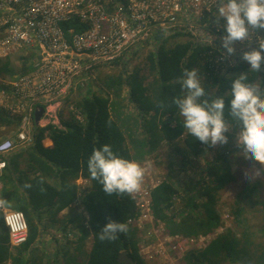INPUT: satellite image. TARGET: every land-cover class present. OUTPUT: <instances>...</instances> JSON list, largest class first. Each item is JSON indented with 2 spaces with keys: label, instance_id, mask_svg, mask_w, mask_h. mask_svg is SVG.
<instances>
[{
  "label": "trees",
  "instance_id": "16d2710c",
  "mask_svg": "<svg viewBox=\"0 0 264 264\" xmlns=\"http://www.w3.org/2000/svg\"><path fill=\"white\" fill-rule=\"evenodd\" d=\"M204 17L209 19L210 24H214L211 13H205ZM71 27L80 30L78 23L64 25L65 30ZM185 37L187 36L183 33L156 34L151 40L154 44L153 50L149 52L144 63L148 67L149 76L142 75L144 68L138 66L130 73L125 70L118 78L107 77L104 88L109 92L108 96L102 95L105 93L102 89L100 93L93 87L85 89L76 99L85 114L84 123L73 120L65 124L64 130L53 126L33 130L29 145L4 158L6 170L2 180L5 184H11L12 189L4 192L2 198L7 206L11 205L24 214L29 227V238L23 246L12 249L0 213V264L9 261L12 264H121L118 256L124 250L133 258V264H148L138 252L136 231L127 230L126 233L119 234L116 240L99 239V233L109 218L119 223H127L136 214L135 203L129 194L109 196L103 192L97 181L90 178L87 161L94 148L105 144L111 145L113 151L125 159L143 160L147 154L144 148L155 150L162 142L170 143L173 151L186 164L195 162L193 167L197 171L196 177L185 184L183 193L180 194L171 183H163L155 189V217L165 224L171 235L186 238L213 234L221 225L218 209L221 193L231 184L237 183V176L231 168V156L240 149L235 140L238 131L236 122L228 116L226 108L225 116L232 129L226 133L229 143L213 150V147L201 143L187 133L183 127V117L179 115V110L172 101L174 97L182 94L183 72L186 69H196L206 91L213 98L225 97L226 106H229L231 82L235 75L249 72V66L240 62L227 68L221 61L213 63L215 57L211 53L217 54L216 49L196 44ZM148 43L149 41L141 45ZM139 46L130 53L135 54ZM125 57L126 55L120 64L127 63ZM9 64V61L0 62V76L10 73ZM249 79L264 90V74L249 73ZM98 86L97 83L95 88ZM123 88L128 91L124 92ZM110 92L137 109L138 121L144 135L142 141L133 139L132 127L126 126L122 115L118 114L120 112L117 106L121 103L113 101L109 96ZM160 103L167 107H157ZM19 122L20 117L11 115L6 109H0V126L16 125ZM207 153H213L211 160L207 159ZM201 157L204 158V164L198 162ZM81 178L90 183V187L83 192L82 200L89 215V228L77 216L72 217L71 232L79 241L72 252L57 254L58 259L54 262L48 259L45 263L46 253L42 257H33L34 245L40 235L41 218L48 214L55 216L58 211L72 205L80 194L77 181ZM50 179L55 181L54 185ZM26 183L33 187L25 189L23 186ZM259 188V183L250 185L234 198L232 214L238 226L244 228L239 236L228 230L226 234L216 236L205 248L187 252L183 263L264 264V246L258 245L255 233L252 230L245 231L244 226L248 219L246 202L250 201L251 195L257 193ZM51 220L56 222L55 218ZM67 229L68 227H64V231ZM261 232L264 234V226ZM89 238L91 247L87 251L85 243Z\"/></svg>",
  "mask_w": 264,
  "mask_h": 264
},
{
  "label": "built area",
  "instance_id": "2783aa9c",
  "mask_svg": "<svg viewBox=\"0 0 264 264\" xmlns=\"http://www.w3.org/2000/svg\"><path fill=\"white\" fill-rule=\"evenodd\" d=\"M218 2L0 0V60L10 63V73L0 76V83L14 99L6 105L0 103V109L19 116L21 122L16 137L0 141V201L6 170L3 157L32 142L36 112L43 109L36 129L53 126L64 130L63 121L84 123L85 114L73 99L79 98L85 89L95 88L101 76L121 62L126 53L152 42L156 34L183 33L196 44L216 49L227 68L243 62L239 55L241 50H248L247 42L236 44L238 54L225 59L222 37L226 32L204 17L205 13L215 17ZM71 22L78 23L80 30H65L64 25ZM256 46L253 37L251 47ZM13 64L26 65L28 70L18 72ZM135 161L144 167L145 177L141 190L130 195L136 214L126 224L128 230L137 232L138 252L146 263L184 264L185 254L205 248L216 238L215 232L195 238L171 235L153 211L154 190L169 181L153 160ZM83 210L89 228V215ZM0 213L12 249L26 244L29 227L24 214L8 208L6 203H0Z\"/></svg>",
  "mask_w": 264,
  "mask_h": 264
},
{
  "label": "clouds",
  "instance_id": "9594fccd",
  "mask_svg": "<svg viewBox=\"0 0 264 264\" xmlns=\"http://www.w3.org/2000/svg\"><path fill=\"white\" fill-rule=\"evenodd\" d=\"M214 23L226 32L222 37L225 59L238 54L236 44L247 42L248 50H241L239 59L249 66V72L235 75L230 86V105L226 106L225 97L213 98L206 91L196 69H186L181 80L182 94L174 97L172 103L183 117L184 129L209 147L229 143L226 133L232 129L225 116L227 108L228 116L236 122L238 130L236 146L242 149L246 159L264 166V90L249 79V73L264 74V0H219ZM253 37L256 47H251ZM157 107L164 109L167 106L160 103ZM87 167L90 178L109 196L139 192L145 177V169L139 162L119 156L108 144L93 149ZM40 182L43 183V178ZM23 187L31 189L33 185L26 183ZM127 230L126 223L109 218L99 239L116 240Z\"/></svg>",
  "mask_w": 264,
  "mask_h": 264
},
{
  "label": "rangeland",
  "instance_id": "374dc122",
  "mask_svg": "<svg viewBox=\"0 0 264 264\" xmlns=\"http://www.w3.org/2000/svg\"><path fill=\"white\" fill-rule=\"evenodd\" d=\"M152 43L153 42H149L148 44L139 46L135 51L136 52L135 54L133 53L131 54L130 51L125 57L126 59L125 61H127L126 64L118 63L113 69L107 70L109 72L106 75V78H102L98 82L101 89L105 91V93H103L102 95L108 96L107 95L108 91L106 92V88H104L105 86L104 82L107 81V77L111 76L113 78H118L125 72V70L130 73L138 66H142L144 68L142 75L143 74L146 76L150 75L148 67L145 66L144 63L149 52L153 50L154 44ZM211 54L215 57V60L213 59V63L214 62L217 63L218 61H220L218 52L215 55L213 53ZM0 62H2V60H0ZM19 65L20 64L17 65L13 64V68H16L15 70L21 73H25L28 70V67L26 65H22V66ZM6 74L7 73L2 75H6ZM0 87H4L0 89V103L6 105L7 103L13 102L14 99L10 97V94L5 89V86L0 83ZM115 87L118 88V86ZM123 91L126 92L128 90L127 88H123ZM123 91H122V96H124ZM98 92L100 93L101 91L99 90ZM109 96L113 101H116V103L118 102L121 103L118 104L117 106V110L120 112L118 114L122 115L124 122L127 123L126 126L132 127L131 134L134 136L133 139L142 141L144 139V135L141 130L140 123L138 121V111L135 108V106L132 104L129 105L128 102L126 101H121L120 98H116L114 96V93H111ZM76 99L77 98L75 97L73 101L76 102L77 101ZM129 127L126 128L130 129ZM11 129L16 131V127ZM4 136L5 135H3V132H0V141H2L1 139H3ZM184 136H186V133L184 134ZM128 141H129V145L131 146V142H130L131 140L129 139ZM144 151L147 152V154L144 156V159L143 160L138 159V160L139 161H144L145 159L153 160L152 163H154L155 166L158 165L163 170L165 177L168 179L169 183L173 185L174 189H176L179 192V194L183 193V188L185 184L196 177L197 171H195L196 169L193 167L195 166V162L186 164L183 158L182 157L179 158L175 150L173 151L170 143L162 142L160 143L157 149L151 150V148L148 149V147H146L144 148ZM200 161L201 158H199L198 162ZM231 163L234 166L235 170L237 171V174H235L237 176V183L231 184L230 186L227 187V189H225L221 193L220 200L218 203V209L221 215V225H219V227L216 229L215 236H218L220 234H226L228 230L234 232L237 236L240 235L241 229L244 228L238 226L239 224L236 222V218L232 214L234 198L237 193L241 192L242 189H245L250 185H255L259 183L261 188L256 190L257 193L251 195L249 202H246L245 208H246V212L248 213L247 215L248 219L245 218L246 221L244 226H246L245 231L251 232L252 230L255 233V238L257 239L256 243L258 245L264 246V234L261 232V228H263L264 226V218H263L264 204L262 205V203H264V166H261L254 160L246 159L242 153V149H239L236 153H234L231 156ZM79 183H80L81 191H85L90 187V183L86 180H81ZM7 207L13 208L11 205H8ZM51 237H56L57 239L63 240L64 242L67 241V239L71 238L69 235L68 237H66V239H63L62 237L64 236L63 233L61 232H59L58 234H54L53 236L51 234ZM55 245H56L55 242L53 243V245L51 242L50 246L47 249H45L46 252H48V250ZM75 246H77V244H75ZM90 247H91L90 243H87V248H86L87 251L90 250ZM41 255L43 256L45 255V253L40 252L37 255H34L33 257L36 256L42 257ZM49 258L55 259V255L53 256V252L50 253ZM23 260L25 261L27 259H23ZM44 261L46 263L48 262V259H44ZM9 262H7L6 264H12L11 262L10 263ZM21 264H23V262ZM148 264H153V263L149 262ZM176 264H180V261H178Z\"/></svg>",
  "mask_w": 264,
  "mask_h": 264
},
{
  "label": "crops",
  "instance_id": "0c3cea01",
  "mask_svg": "<svg viewBox=\"0 0 264 264\" xmlns=\"http://www.w3.org/2000/svg\"><path fill=\"white\" fill-rule=\"evenodd\" d=\"M185 38H187V37H185ZM187 39H189V38H187ZM107 74L108 73L103 74L101 76V79L105 78ZM98 88L99 89L94 88V90H98V91L101 90L100 86ZM17 117H19V116H17ZM68 122H70V121H66V122L63 121V124H66ZM19 125H20V122L18 124H16V125L0 126V132H3V135H5L4 138L1 139V140H5V139H8V138L16 137V134L19 131ZM14 127H16V131L11 129V128H14ZM36 128H37L36 125H35V127L33 126L31 128L32 132H33V130H36ZM4 132H6V133H4ZM30 143H26V144L22 145L19 148L25 147L26 145H29ZM218 147H219V145L216 146V147H213V150H216ZM212 155H213V153L212 154L207 153V159L211 160L212 157H213ZM7 156H5L3 158H6ZM201 162H202V164H204V158L203 157H201ZM231 168H232L234 174H237V171L235 170L233 165H231ZM81 180H85V179L81 178L80 180H78L77 183H78L79 187H80V183L79 182ZM49 181H52L53 185L55 184L54 183L55 181H53L51 179ZM3 185H4V188H3V191H2V195L4 194V192L10 191L12 189L11 184H8V183L5 184L3 182ZM83 192L84 191H81V188H80V194L77 195L76 200H80V201L83 200V197H84ZM19 194H22V191H19ZM78 205H80V207H84L83 203L77 204V203L74 202L72 205L67 206L66 208L58 211L55 216H53L52 214H48V215H45V216H43L41 218V220H40L41 226L39 227L40 235H39V238L37 240V243L34 245V249L35 250H33L35 255H37L40 252L48 253L47 254V259H51V258H49V256H50V253L53 252V256L55 255V259L52 258L51 260L54 262V260L58 259V258H56L57 254L60 253V255H62L63 253H66L67 251L68 252H70V251L72 252V250L75 248L76 242L77 243L79 242L77 240L78 238L76 236H73L72 235L73 233L71 232L72 225L70 224V221H71L72 217L77 216L78 218L81 219V222H82L83 225H85V227L87 225V220L84 218V210H83V209H85V207L82 210H79L80 207ZM12 209H14V208H12ZM85 211H86V209H85ZM51 218H55L56 222H53L51 220ZM64 227H68L67 231H64ZM59 232L63 233V236H64V237H62L63 239H66V237H68L70 235L71 238L67 239L68 242L67 241L64 242L63 240L57 239L56 237H51V234L53 236L54 234H58ZM53 241L56 243V245L52 246V248H50L48 250V252H46L45 249H47L50 246L51 242H52V245H53V243H54ZM87 243H90V246H91V238H89L86 241L85 249L87 248Z\"/></svg>",
  "mask_w": 264,
  "mask_h": 264
},
{
  "label": "water",
  "instance_id": "95a60500",
  "mask_svg": "<svg viewBox=\"0 0 264 264\" xmlns=\"http://www.w3.org/2000/svg\"><path fill=\"white\" fill-rule=\"evenodd\" d=\"M42 112H43V109L41 108L35 114V125L36 126H38ZM118 262L121 264H133V258L128 254V252L126 250H124L119 254Z\"/></svg>",
  "mask_w": 264,
  "mask_h": 264
}]
</instances>
